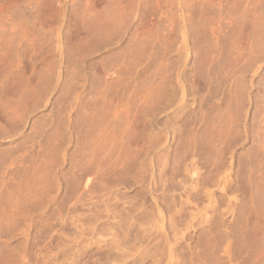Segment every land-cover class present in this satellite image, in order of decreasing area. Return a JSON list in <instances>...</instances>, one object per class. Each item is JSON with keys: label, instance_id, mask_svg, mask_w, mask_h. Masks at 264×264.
Instances as JSON below:
<instances>
[{"label": "rangeland", "instance_id": "rangeland-1", "mask_svg": "<svg viewBox=\"0 0 264 264\" xmlns=\"http://www.w3.org/2000/svg\"><path fill=\"white\" fill-rule=\"evenodd\" d=\"M0 264H264V0H0Z\"/></svg>", "mask_w": 264, "mask_h": 264}]
</instances>
